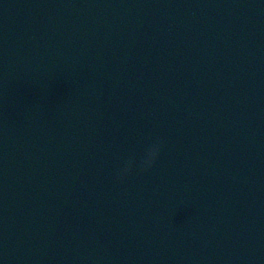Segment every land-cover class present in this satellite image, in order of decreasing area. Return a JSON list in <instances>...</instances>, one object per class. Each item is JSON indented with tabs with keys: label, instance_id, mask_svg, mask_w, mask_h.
Here are the masks:
<instances>
[{
	"label": "water",
	"instance_id": "obj_1",
	"mask_svg": "<svg viewBox=\"0 0 264 264\" xmlns=\"http://www.w3.org/2000/svg\"><path fill=\"white\" fill-rule=\"evenodd\" d=\"M0 264H264V0H0Z\"/></svg>",
	"mask_w": 264,
	"mask_h": 264
},
{
	"label": "clouds",
	"instance_id": "obj_2",
	"mask_svg": "<svg viewBox=\"0 0 264 264\" xmlns=\"http://www.w3.org/2000/svg\"><path fill=\"white\" fill-rule=\"evenodd\" d=\"M159 151H160V146L158 143H154L145 149L144 155L139 163V169L141 172H146L152 168L159 155ZM132 165H133V160L131 159L128 160L125 163L124 167L121 170H119L117 174L118 177L123 178V176L127 175L131 171Z\"/></svg>",
	"mask_w": 264,
	"mask_h": 264
}]
</instances>
